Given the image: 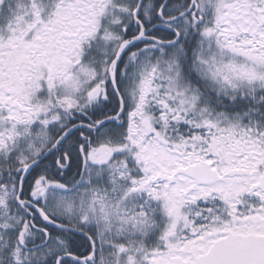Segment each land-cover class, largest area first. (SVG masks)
Masks as SVG:
<instances>
[{
    "label": "snow or ice",
    "instance_id": "6c2138e0",
    "mask_svg": "<svg viewBox=\"0 0 264 264\" xmlns=\"http://www.w3.org/2000/svg\"><path fill=\"white\" fill-rule=\"evenodd\" d=\"M0 264H264V0H0Z\"/></svg>",
    "mask_w": 264,
    "mask_h": 264
}]
</instances>
